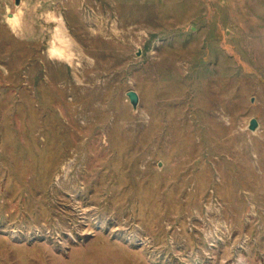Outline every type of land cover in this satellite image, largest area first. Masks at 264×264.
I'll return each mask as SVG.
<instances>
[{
	"label": "rangeland",
	"instance_id": "obj_1",
	"mask_svg": "<svg viewBox=\"0 0 264 264\" xmlns=\"http://www.w3.org/2000/svg\"><path fill=\"white\" fill-rule=\"evenodd\" d=\"M0 264H264V0H0Z\"/></svg>",
	"mask_w": 264,
	"mask_h": 264
},
{
	"label": "water",
	"instance_id": "obj_2",
	"mask_svg": "<svg viewBox=\"0 0 264 264\" xmlns=\"http://www.w3.org/2000/svg\"><path fill=\"white\" fill-rule=\"evenodd\" d=\"M20 0H16V3L18 4ZM127 96L130 100V103L132 104L133 108L136 109L139 103V95L135 91H128ZM258 126V122L255 118L251 119L249 123V129L250 130H255Z\"/></svg>",
	"mask_w": 264,
	"mask_h": 264
}]
</instances>
